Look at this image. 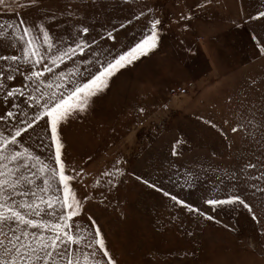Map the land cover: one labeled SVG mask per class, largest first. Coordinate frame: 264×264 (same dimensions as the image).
I'll list each match as a JSON object with an SVG mask.
<instances>
[{
  "label": "rangeland",
  "instance_id": "rangeland-1",
  "mask_svg": "<svg viewBox=\"0 0 264 264\" xmlns=\"http://www.w3.org/2000/svg\"><path fill=\"white\" fill-rule=\"evenodd\" d=\"M108 2L97 0L95 7L85 8L88 22L95 15L118 24L135 11L105 8ZM202 2L137 0L163 21L159 48L117 74L87 115L63 129L68 159L84 170L88 188L81 185L82 191H92L99 174L120 161L128 172L150 179H175L177 169L197 172L199 182L191 193L171 183L165 187L199 201L218 174L234 168L240 155H251L256 146L246 134H233L229 125L251 118L264 122V57L252 39L264 37V24L248 19L264 10V0H212L197 9ZM89 3L43 0L41 7L57 14L60 28L53 30L62 31L61 12ZM182 13L193 19L179 21ZM10 22V14H0V23ZM144 24L143 19L134 21L129 28L138 36ZM202 119L222 126L227 138ZM252 203L264 217V198L257 196ZM88 210L101 224L118 264H264V235L243 209L212 212L217 220L204 221L176 213L169 202L129 177L105 204L93 200Z\"/></svg>",
  "mask_w": 264,
  "mask_h": 264
},
{
  "label": "snow or ice",
  "instance_id": "snow-or-ice-1",
  "mask_svg": "<svg viewBox=\"0 0 264 264\" xmlns=\"http://www.w3.org/2000/svg\"><path fill=\"white\" fill-rule=\"evenodd\" d=\"M42 2L0 0V14L12 17V22L0 23V264H118L101 224L86 205L93 200L105 204L129 177L169 202L176 213L204 221L217 220L212 212L246 210L264 235V217L252 203L257 196L264 198V122L254 118L229 125L233 134H246L256 146L251 155H240L234 168L218 174L199 201L165 187L171 183L191 193L199 182L197 172L177 169L175 179L164 181L128 172L120 161L99 174L92 191L81 190V185L88 188L84 170L68 159L63 129L87 115L117 74L155 53L163 21L137 0H109L105 8L127 6L135 11L118 24L111 19L101 22L95 15L88 22L85 8L97 3L90 0L84 7L62 11L64 28L54 31L60 28L57 14L42 9ZM211 2L203 0L196 8ZM142 19L144 30L137 36L129 25ZM192 19L191 14L179 17L184 22ZM248 19L264 24V10ZM182 27L187 30V24ZM252 39L264 57V37ZM201 122L227 138L213 120ZM95 191L98 196H93Z\"/></svg>",
  "mask_w": 264,
  "mask_h": 264
}]
</instances>
